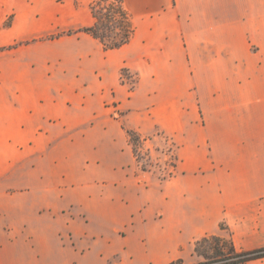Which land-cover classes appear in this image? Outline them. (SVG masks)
<instances>
[{
  "label": "crops",
  "instance_id": "1",
  "mask_svg": "<svg viewBox=\"0 0 264 264\" xmlns=\"http://www.w3.org/2000/svg\"><path fill=\"white\" fill-rule=\"evenodd\" d=\"M70 2L0 0V264L195 263L208 235L264 247V0H124L134 32L110 49ZM68 19L54 42L74 60L51 68L44 37ZM130 132L173 154L168 173Z\"/></svg>",
  "mask_w": 264,
  "mask_h": 264
},
{
  "label": "trees",
  "instance_id": "2",
  "mask_svg": "<svg viewBox=\"0 0 264 264\" xmlns=\"http://www.w3.org/2000/svg\"><path fill=\"white\" fill-rule=\"evenodd\" d=\"M102 1L104 0L90 2L95 23L80 31L89 32L100 39L106 49L120 47L130 40L134 32L132 20L124 6V0H108L107 7ZM132 133L130 132V135ZM195 252L205 260L193 264H245L264 257V247L242 250L236 247L232 239L219 235H208L197 240ZM170 264L184 263L177 260Z\"/></svg>",
  "mask_w": 264,
  "mask_h": 264
},
{
  "label": "rangeland",
  "instance_id": "3",
  "mask_svg": "<svg viewBox=\"0 0 264 264\" xmlns=\"http://www.w3.org/2000/svg\"><path fill=\"white\" fill-rule=\"evenodd\" d=\"M91 2L92 0H71L70 5L67 7V13H68V18L70 17L69 14L70 10L72 8H74L75 4H79V5H83L86 2ZM99 1V0H94ZM52 4H51V15L53 16L54 14H58V9L59 7L54 5V2H58V3H64L66 2V0H52ZM103 3H105L104 5H106V7L108 6V0H104L102 1ZM55 20L51 21V25L52 27H54L55 25H59V22L57 21V16L55 15ZM72 21L70 19L67 20V22L63 23V27H59L54 29L53 31H51V33L47 34L44 39H48V40H52L51 42V68H53V64L58 62V58H62L65 59L68 62H72L74 60V55L67 53L64 54L63 49H69L70 47V43L68 42H63V43H59V42H54V40L56 38H59L61 36H66L68 33H73L75 32L74 29H72L70 27V25H72L71 23ZM15 46H18V44H16ZM63 52V53H62ZM11 52H5L3 55V59H4V65H5V61L10 59V54ZM60 59V60H62ZM9 63V62H8ZM24 66H20V71H24ZM25 72V71H24ZM21 73V72H20ZM22 76V75H20ZM4 77L6 78H10L12 77V71L10 70V68L5 69L4 70ZM123 78L124 81H126L131 87L135 86L137 77L135 73L129 72L127 70L123 71ZM59 89L61 91V93L65 94V96L68 99V109H75L76 104L74 103V97L79 94V87H76L75 85H66V86H60V87H53L52 89ZM57 93V92H56ZM131 137V142L132 145L134 147V151L135 154L138 156V158L140 160L143 161L144 166H155L156 164H159L160 166H162V168H164V170H166V173L169 172V170L171 169V165L174 163V156L173 154L170 153V151H166L165 155H158V154H154L151 153L150 151H146L142 149V140L140 138V136H138L136 133H132V135H130ZM163 151V152H165ZM158 159V160H157ZM159 159H161L162 162H159ZM165 172V171H164ZM196 259L198 260L195 263L204 261V257L200 256V255H196L195 256ZM184 264H193L190 263L189 261H185L183 262Z\"/></svg>",
  "mask_w": 264,
  "mask_h": 264
}]
</instances>
